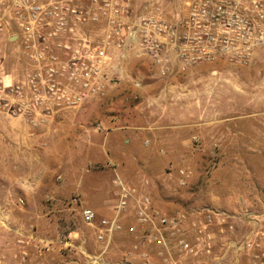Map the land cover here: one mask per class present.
<instances>
[{"label":"rangeland","instance_id":"1","mask_svg":"<svg viewBox=\"0 0 264 264\" xmlns=\"http://www.w3.org/2000/svg\"><path fill=\"white\" fill-rule=\"evenodd\" d=\"M155 1L133 0V14L149 13ZM158 1L164 16L175 20L185 14L190 0ZM3 11L0 2V14ZM93 31L101 34L102 25H95ZM10 48L8 69L17 74L26 63L16 51L17 44ZM110 55L112 82L106 95L59 112L83 113L75 124L49 130L54 120L29 132L20 119L0 113V264H92L93 256L100 257L95 264L130 261L122 237L100 255L92 229L81 220L84 196L69 190L62 198L52 195L55 183L65 175L66 164L75 161L83 166L78 147L84 142L83 135L95 145L102 143L109 128L103 124L108 113L117 116L112 117L116 120L113 127L129 126L136 132L132 143L136 155L152 159L141 180L150 182L151 191L153 180L160 179L154 189L171 211L201 206L218 211L235 203L237 209L229 211L243 217L241 236L253 229L245 221L246 211L259 214L254 225L264 230L263 62L241 66L223 60L162 75L151 59L133 46L113 48ZM111 91L115 93L110 96ZM182 113H191L190 125L182 127L187 121ZM198 113L206 116L199 118ZM174 129L184 133L185 142H160ZM124 139L116 133L110 134L109 140L119 145ZM70 143L73 147L65 149L64 144ZM93 147L83 152L97 159L101 152ZM100 168L86 165L80 171L91 177L105 170L100 173L112 181L109 169ZM181 170L189 177H183ZM257 195L261 197H254ZM77 196L78 202H74ZM108 199L113 200V191ZM96 205L98 219L110 213L102 201ZM45 247L49 250H43ZM150 262L156 263L154 259ZM234 263V255L229 253L224 264ZM182 264L208 261L188 258ZM239 264H251L250 257L242 254Z\"/></svg>","mask_w":264,"mask_h":264},{"label":"built area","instance_id":"2","mask_svg":"<svg viewBox=\"0 0 264 264\" xmlns=\"http://www.w3.org/2000/svg\"><path fill=\"white\" fill-rule=\"evenodd\" d=\"M0 2V113L20 119L29 132L45 128L65 109L105 96L112 82L113 48L135 47L162 75L223 60L241 66L258 60L264 64V0H190L185 14L175 20L164 16L158 0L147 14H133V0ZM95 25H102L101 34L94 33ZM12 43L26 63L17 74L8 69ZM180 174L189 177L186 170ZM113 185L107 216L98 219L87 206L80 210L101 256L124 222L132 219L129 235L150 249L140 257L145 264H153L152 259L155 264H182L188 258L224 264L227 254L216 253L221 245L235 251V264L242 254L251 264H264V230H258V224L237 238L229 213L162 209L147 179L135 184L116 175ZM73 201L78 202V196ZM250 214L246 211V218ZM99 260L91 259L92 264Z\"/></svg>","mask_w":264,"mask_h":264},{"label":"crops","instance_id":"3","mask_svg":"<svg viewBox=\"0 0 264 264\" xmlns=\"http://www.w3.org/2000/svg\"><path fill=\"white\" fill-rule=\"evenodd\" d=\"M114 93L115 91L113 92L111 91V93L109 94L111 96ZM82 114L83 113H59L55 118L54 124L49 128V130L51 129L59 130L64 125L69 124V123L75 124L77 122L76 119L83 117ZM181 116L182 118L187 119V121H184L182 123V127L190 125L191 113H182ZM197 116L199 118L205 117L206 113H198ZM112 117L115 118L117 116L115 115L112 116L109 113L108 115L105 116L106 121H104L103 124L104 126L109 127V128L107 129V132H106L107 135L104 137L102 143L95 145L94 142H92L91 138L84 137L83 135L82 137V139L84 140L83 144H78V147L80 150L79 157L83 158L82 159L83 166L90 165L92 168H96V169H99L100 167H101L100 169L107 167L109 171L111 172V174L114 176V178L116 175H119L128 182L140 184L142 181L141 177H143L144 175L143 171L147 172L145 167L149 166L152 159L149 157V158H144L142 160L139 157V155H136L138 153L135 152L136 148L132 144L133 140H135L136 138L135 136L136 132L132 131V128L129 126L113 127V125L116 124V120L113 119ZM116 133L123 134L125 136V139L123 140V144L114 145L110 142L109 140L110 134H116ZM185 140H186V137L184 133L182 134L180 130L174 129L173 131H170L168 133L167 139H162L160 140V142L167 143V142L172 141L174 143V142H185ZM93 146H97L98 150L101 152V156L98 157L97 159H95L91 154L85 155V153L83 152V150H86V149L91 150L95 148ZM71 147H73L71 143L68 145L64 144L65 149H70ZM115 150L119 151V154H115L119 157L114 155ZM62 156L63 158H65L67 154L66 155L64 154ZM73 162L70 164H66V167H64V170H66L65 175L61 177V180L59 183H55L56 186L53 190V193L51 192L52 195L54 194L53 196L62 198L63 196L68 194L67 191L69 190V191H72L73 193L79 194L78 196H84L85 200L83 203H85V206L87 207H91L93 209L99 208L97 207L96 204L100 200L103 202L104 204L103 206H106V209L110 208L109 207L110 203L111 202L113 203V200L111 199L110 201V199L108 198L111 192L114 191L115 189L113 185L114 178L111 181L109 177H107L106 175H102L100 173V172H104L105 170H102V171L100 170V172H97L98 175L86 177L81 173L82 171H80L83 168V166L81 167L80 164L78 165V163L75 164V161ZM104 165L105 167H103ZM67 173H69L70 175H68ZM157 178H160V177L158 176ZM159 182H160V179L153 180L155 187L156 185L158 186L160 184ZM154 188L151 191H152V196H153L155 204L162 209L171 210V208L167 207L168 203H164L161 201L158 195V192ZM254 197L260 198L261 196L257 195ZM236 206L237 205H235V203H232L231 205H229L228 209L219 208L220 210L218 211L229 213L230 215H232V220L235 222L236 229H237L236 237L239 238V236H241L239 234V231L243 227V223L241 224L243 217L240 215L241 213L239 214V213H234V212L229 211V210H236L237 209ZM202 207L203 206L199 208L192 207L188 210L202 209ZM108 211L110 212L109 209ZM250 212L251 214L249 218H251L252 221H249V218H246V217H245V221L247 224H250L251 226L253 225V227H255L254 224H256L257 222L254 221L255 220L254 218L255 217L258 218L259 214L253 211H250ZM131 222H132V219H129L128 221L124 222L123 230L121 232L115 233L113 242L115 241L116 238H121V237L124 238L126 242L124 243L125 244L124 246H126L125 254H126L127 259L130 261H140L141 255L145 251L150 250V249H148L147 245L141 244L136 237L129 235L127 231V227L129 224H131ZM221 246L222 247L218 246L216 250L217 254H227V256L229 257V253H230V256H233V255L235 256L236 253L233 249L225 250L226 246L225 245L224 246L221 245Z\"/></svg>","mask_w":264,"mask_h":264}]
</instances>
